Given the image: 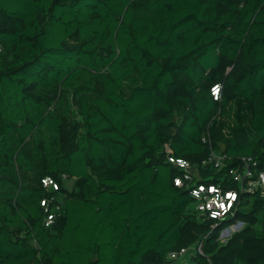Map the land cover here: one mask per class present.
Wrapping results in <instances>:
<instances>
[{
	"label": "trees",
	"instance_id": "16d2710c",
	"mask_svg": "<svg viewBox=\"0 0 264 264\" xmlns=\"http://www.w3.org/2000/svg\"><path fill=\"white\" fill-rule=\"evenodd\" d=\"M168 150L264 172V0H0V264H264V198L202 217Z\"/></svg>",
	"mask_w": 264,
	"mask_h": 264
},
{
	"label": "built area",
	"instance_id": "2783aa9c",
	"mask_svg": "<svg viewBox=\"0 0 264 264\" xmlns=\"http://www.w3.org/2000/svg\"><path fill=\"white\" fill-rule=\"evenodd\" d=\"M221 85L212 88V96L215 101L221 99ZM206 141V138H203ZM168 161L182 172V176L175 180L178 187L187 185L191 196L195 200L196 209L200 216L222 221L234 216L240 201V195L244 193L260 194L264 198V172L252 169L250 160L243 159L240 164L229 170V179L236 185V189H224L218 184H207L201 182L199 170L194 168L188 161L175 158L168 150ZM227 155L219 152H212L210 156L203 162V166L214 165L217 169H222ZM46 187L56 184L51 179L44 181ZM45 207L47 217L46 225H51L61 210L60 205L50 207V201L42 202ZM244 224L239 222L224 229L220 235L222 242L231 237V230L236 228L240 231ZM236 231V232H237ZM235 233V232H234ZM192 252L203 254L202 243H198L190 248L183 249L180 252L171 253L170 259L180 262V264H188L187 259L191 257ZM188 256V257H187Z\"/></svg>",
	"mask_w": 264,
	"mask_h": 264
},
{
	"label": "rangeland",
	"instance_id": "374dc122",
	"mask_svg": "<svg viewBox=\"0 0 264 264\" xmlns=\"http://www.w3.org/2000/svg\"><path fill=\"white\" fill-rule=\"evenodd\" d=\"M73 185H74V181L73 180H68L67 182H66V186H67V188L68 189H72L73 188ZM237 231V229L236 228H233L232 230H231V233L233 234L234 232H236ZM223 232V231H222ZM188 257V256H187Z\"/></svg>",
	"mask_w": 264,
	"mask_h": 264
}]
</instances>
